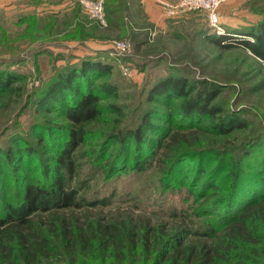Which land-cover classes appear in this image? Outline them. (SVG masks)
Listing matches in <instances>:
<instances>
[{
	"label": "trees",
	"instance_id": "1",
	"mask_svg": "<svg viewBox=\"0 0 264 264\" xmlns=\"http://www.w3.org/2000/svg\"><path fill=\"white\" fill-rule=\"evenodd\" d=\"M124 1L104 0L107 20L120 31V20L114 19L125 16ZM257 12V24L240 34L253 37L244 45L264 61V6ZM34 22L31 17L23 33L29 35ZM86 23L76 18L67 25L80 32L78 39L100 37L99 25ZM224 39L212 37L227 47ZM108 58L114 59L97 50L56 68L25 99L34 114L52 116L35 118L30 132L14 123L1 128L0 264H264V156L260 168L248 171L244 163L254 148L264 149V130L237 146L225 138L212 143L196 137L205 132L229 136L248 128L247 112L215 102L222 83L175 68L143 87L131 121L125 122L121 105L103 103L119 91ZM7 59H0V103L17 91L22 97L14 84L22 75L8 70L17 61ZM173 100L178 103L171 109ZM88 143L91 148H85ZM157 155L164 165V191L181 190L183 181L172 183L181 174L189 178L190 224L130 216L80 219L74 214L83 206L107 203L80 193L81 159H88L92 173L100 171L110 180L128 170L143 171ZM224 182L222 196L219 184Z\"/></svg>",
	"mask_w": 264,
	"mask_h": 264
},
{
	"label": "rangeland",
	"instance_id": "2",
	"mask_svg": "<svg viewBox=\"0 0 264 264\" xmlns=\"http://www.w3.org/2000/svg\"><path fill=\"white\" fill-rule=\"evenodd\" d=\"M1 1V4L6 7L10 5L13 7L0 9V59L8 58L9 61H17L12 63L8 70L22 75V79L14 83L15 86L21 87L22 97L17 91L16 95L10 97V101L1 100L0 130L7 127L9 123H14L26 132L35 118L44 121V116L49 118L52 116L34 114L30 107H25L28 103L25 100L27 93L32 92L34 87L44 82L56 68H61L68 62H77L83 55L77 50L85 47V42L91 44L89 46L91 48L108 51L110 57L114 58H108L106 61H110L113 65L111 78L118 80V96L115 99L105 100L103 103L113 101L121 105L125 122L131 121L132 110L141 99L143 87L161 76L170 74V68H175L185 70L189 76L222 83L225 86L215 102L222 104L224 108L243 109L247 112L248 128L236 130L229 136H216L205 132L197 134L196 137L212 143L213 141L217 143L231 141L237 146L242 141H251L249 137L259 136L264 130V61L242 47L240 42L243 38L229 35L233 34L230 32L234 30L241 31L238 28L241 24V22L238 23L239 17L248 22L260 20L261 16L257 14V8L264 6V0H227L217 8V17L228 34L226 37L235 42L227 47L219 46L212 41V37L216 34L209 24L207 13L203 10L168 16L161 8L166 18L172 19L169 34H162L149 26L143 30H136L132 27V23L140 28L146 26L147 22L141 19L138 21L137 18L133 21L124 20L121 13V18H113L120 20L123 27L117 36L111 32L110 21L106 16V24H98L88 16L77 0ZM125 9L128 10V8ZM134 15L140 17L138 12ZM28 17L36 18L34 24L29 23V27L33 28L29 35L23 33L27 30V21H30ZM76 18L86 20V24L89 21L96 22L103 31L98 33L99 36H105L106 39L102 43L99 42V37L78 39L80 32L78 30L76 33L73 32L75 28L67 25ZM48 19L54 21V27L49 26ZM124 21L127 24H124ZM90 27L91 25H85L86 30H91ZM34 34L36 39L32 41ZM75 35L76 37H73ZM142 39L146 40L140 42L139 46L134 44ZM115 40H124L130 44L129 51L125 55L115 53L116 50L113 48ZM11 54L13 55L9 57ZM121 67L126 68L128 73L124 74ZM177 103V100H173L171 109H174ZM108 116L114 117L110 114ZM104 130L108 131L109 128ZM224 138L225 140L221 141ZM100 140V138L96 139L93 145H98ZM91 147V143L85 145V148ZM158 156L143 171L128 170L110 180H104L100 171L92 173L88 159L86 157L81 159V172L78 179L83 180L84 184L80 193L87 199L104 198L107 203L83 206L76 209L74 214L80 219L90 216L92 219L102 217L109 221L119 216H130L133 219L145 218L151 223L165 222L171 225L183 219L190 224L189 217L186 216L190 212L193 199L192 196L187 195L186 186L189 178L187 175L183 178L181 174L172 183L183 181L182 189L164 191L161 171L163 162L162 157ZM262 156H264L263 146L254 148L251 157L245 158V168L248 171L260 168ZM213 166L214 163L206 165V173ZM187 170H190V167L183 172ZM226 186L227 182L219 184L220 195L225 194Z\"/></svg>",
	"mask_w": 264,
	"mask_h": 264
},
{
	"label": "built area",
	"instance_id": "3",
	"mask_svg": "<svg viewBox=\"0 0 264 264\" xmlns=\"http://www.w3.org/2000/svg\"><path fill=\"white\" fill-rule=\"evenodd\" d=\"M88 16L98 24L105 25L106 18L104 12L103 0H77ZM227 0H160L161 8L165 11L168 16H177L182 12L203 10L207 13L208 21L213 29V32L217 36L228 35L222 27L219 18L217 17V8ZM233 35V34H229ZM241 38L238 35H233ZM244 39V38H243ZM250 40V39H249ZM224 44H235L232 40L224 39L222 41ZM240 45V44H239ZM113 48L116 50V54L125 55L130 48V44L124 40H115L113 42ZM124 74L128 73V70L121 67Z\"/></svg>",
	"mask_w": 264,
	"mask_h": 264
},
{
	"label": "crops",
	"instance_id": "4",
	"mask_svg": "<svg viewBox=\"0 0 264 264\" xmlns=\"http://www.w3.org/2000/svg\"><path fill=\"white\" fill-rule=\"evenodd\" d=\"M172 1V0H171ZM2 1L0 0V9H6V8H11L13 7V5H10L9 7H6V5L1 4ZM122 5L125 6L124 12L126 13V16H124V20H135L136 18L138 19V21L144 20L146 21L147 25L142 26L139 28V26L135 27L134 23H130L132 25V27L134 29H145L147 26L154 28L155 30L159 31L160 33H165V34H169V32H171V27H172V19L170 18H166V16L164 15L162 9H161V5H160V0H125ZM128 12V14H127ZM136 12H138V14H140V17H136L134 14H136ZM259 21V20H258ZM253 22V21H244L243 19L241 20L240 17L238 19V23L241 22V24L238 26L239 30H234V32H230L233 33V35H238L241 38H244L241 41V45L242 47L246 48V46L244 45V41H251L253 42V37L251 36H247L244 34H240L242 33V31L246 30L248 27L251 26H255L257 24V22ZM124 24H127L126 21L123 22ZM129 23V22H128ZM109 27L111 28V32H114L115 35H119L120 34V30L117 26H115L112 23H109ZM100 32L103 33V31L100 29ZM238 34H235L237 33ZM106 39L105 36H101L98 38V40H100L99 42L102 43V41H104ZM250 39V40H249ZM145 41L146 39H142L141 41H139L138 43H142V41ZM240 40V39H238ZM85 47H81V49L77 50V52L83 53L82 56L86 55V54H93L94 52H96L97 50H100L98 48H91L89 46H91V44L86 43L85 42ZM247 49V48H246ZM248 50V49H247ZM79 53V54H80Z\"/></svg>",
	"mask_w": 264,
	"mask_h": 264
}]
</instances>
